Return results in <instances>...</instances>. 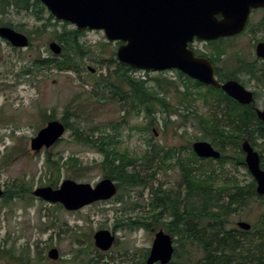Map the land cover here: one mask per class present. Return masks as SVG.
<instances>
[{"label":"rangeland","instance_id":"rangeland-1","mask_svg":"<svg viewBox=\"0 0 264 264\" xmlns=\"http://www.w3.org/2000/svg\"><path fill=\"white\" fill-rule=\"evenodd\" d=\"M30 4L29 10L6 6L5 12H0V26L10 24L11 28L29 36L31 44L28 48L15 49L0 38V186L6 191L13 182L25 181L32 187L28 198L22 196L7 204L0 198V246L4 250L13 249L21 253L22 247L31 243V252L35 251L36 246L39 251L44 252L47 257L44 264H139L147 249L152 248L155 233L164 229V223L168 221L157 217V211L153 212V216L149 213L154 192L181 190L185 193V185H182L183 171L175 161L192 160L193 143H211L209 132L203 129L196 115L210 120L216 113L223 114L226 104L218 105L210 97L205 102L199 94H204L206 88L195 86L194 81L179 76L175 70L129 71L130 76L147 80V85L153 87L154 92L161 93L151 81L158 75L162 74L171 83L166 85L169 112L157 114L153 125H149L150 120L144 114L134 113L131 108L128 111L127 104L131 101L127 99L126 103L123 102L113 93L114 87L97 86L101 78L110 77L109 82L125 88L122 83L117 84V80L111 79L115 70H119V65L112 61H118V43L109 41L100 30L80 32L82 35L78 37L79 41L86 46L85 51L88 53L78 61L76 70L60 71L51 65L50 68L28 74V67L35 58L62 60L63 52L59 56L54 55L49 45L55 41L63 49L57 36L77 30L71 23L52 18L49 10L45 6L41 10V5L36 4L35 0H30ZM219 47L225 48L227 52L222 65L228 71L232 70L231 55L235 53L234 48H248L250 45L243 37L220 44ZM74 98L76 100L72 102ZM256 107L264 108V94L258 99ZM73 111H79V117H74ZM48 116L52 117L50 121L58 120L65 124L63 120H66L74 128L80 126L86 135H91L96 130V135L104 132L113 135L119 141L120 152L128 151L130 157L139 158L137 168L147 183L136 187L124 186L121 200L97 203L77 211H68L61 204H53L34 196L33 191L37 188L52 187L45 185L48 179H53L52 171L55 172L54 168L51 169L50 175L46 165V158L50 155L56 161H61L62 157L63 160L70 156L76 157L88 168L80 176L71 168L61 166V162V178L57 188L66 179L93 186L104 179L100 168L103 155L75 141L73 130H67L62 140L50 149L44 148L40 152L32 150L31 140L47 125ZM117 124L120 127L115 130L113 126ZM146 126L150 127L149 132L144 130ZM254 126L256 124L252 127ZM253 129L257 130V127ZM254 130L252 136L256 149L258 152L262 151L264 156V138ZM149 141L156 149L164 150L157 156L154 155L150 166L143 165V160L149 157L147 151L153 149L149 147ZM167 151L168 154L176 152L174 158L171 157L172 160L165 156ZM225 153L233 154L231 150H225ZM191 163L194 164L193 161L188 164ZM211 167L221 169V165L215 160L205 164L206 169ZM223 172L222 177L230 179L237 176L244 184L252 179L247 169L236 165V159L224 164ZM218 184L224 182L220 179ZM149 216L152 217L149 220L151 227L145 229L142 223L146 220L143 221L142 217ZM263 217L264 199H253L246 207L229 217L226 229L238 228L237 223L240 221L250 223L254 227L248 237L252 238V242H244L248 248L249 244H253V251L256 249L255 245L262 244L258 238V230L262 229ZM99 230H108L116 236V243L108 251H102L94 244V235ZM176 245L178 244L175 243V247ZM198 246L187 243L183 248L192 252L189 256L191 262L202 258V251ZM52 248H57L60 253V258L56 261L48 258V252ZM183 250L178 253V256H183L182 259L174 257L171 260L175 261L174 264L189 262L186 261L187 256H184ZM237 260L240 262L241 259ZM0 264L13 263L1 256Z\"/></svg>","mask_w":264,"mask_h":264},{"label":"trees","instance_id":"trees-1","mask_svg":"<svg viewBox=\"0 0 264 264\" xmlns=\"http://www.w3.org/2000/svg\"><path fill=\"white\" fill-rule=\"evenodd\" d=\"M35 2L41 5V10L44 9V5L39 0H35ZM0 3L1 13L5 12L6 6L24 10H29L31 6L30 0H0ZM37 12L40 13V11ZM51 17L54 18V16ZM3 25L11 27L10 24ZM81 35L82 33L78 30L58 35L57 40L63 44L62 60L35 58L33 64L28 67L27 73L34 74L37 70L45 69L46 67L50 68L51 65L56 66L60 71L76 70L78 61L88 53L85 51L86 46L79 41L78 37ZM112 61L119 65V70H115V75L111 79L117 80V84L118 82L122 83L127 90L109 82L110 77L101 78L97 82L98 87L104 85L114 87L115 91L113 93L123 102L127 99H129V102L131 101L130 104H127L128 111L131 108L134 113L144 114L150 120L149 125H153L157 114H163V111L166 114L169 112L166 85L171 83L168 79L160 74L151 80L155 83L154 87L161 93L154 92L153 87L147 85V80L136 79L128 74L131 70L129 66L121 64L114 59ZM177 73L179 76L184 77L183 73L178 71ZM188 80L192 81L190 78ZM194 84L197 87L206 88L204 94H199L205 102L210 97V99L217 101L218 105H221L223 102H227L228 104V109L223 114L216 113L215 117L210 120H205L202 116L196 115L203 129L209 132L208 136L211 138V143L220 147L224 153L218 161L221 169H215L214 167L206 169L205 164L211 160L199 159L192 150L191 155L193 159L189 161H193L194 164L191 163L190 165L188 164L189 161L184 162L182 159L175 161V164H178L183 171L182 185H185L186 195H182L181 190L176 192L161 190L160 194L154 192L156 195L154 194L152 202L149 204V213H152L153 216V212L157 211V217L160 218L161 214L159 213L166 211L168 216H170L172 223L166 226L165 230L173 237L174 243L178 244L175 247V258H183L182 255L178 256V253L185 248L187 243L199 245L198 247L202 251V258L191 262L189 256H191L192 252L190 250H183L184 256H187L186 261H189L185 264H264V217L261 222L262 229L258 230V238L262 241V244L259 246L255 245L256 249L253 251V244H249L250 248L245 246L246 241L252 242V238H248L252 231H243L238 228L226 229L231 215L238 213L251 200H262L264 197L258 195L254 179H251L247 185H244L237 179V176H233L230 179L221 176L224 174V164L233 158L236 159L237 166L247 169L241 143L244 138H248L252 142L253 128L255 127L259 131L260 137L264 138L263 124L254 112L244 107H239L221 90L204 86L197 81H194ZM128 93H130V98H128ZM215 94H217V97ZM88 95L92 96L91 93H88ZM185 97L186 94H184V99ZM75 100L76 98L72 102H75ZM78 112L73 111V116L79 117ZM47 118V121L52 119L50 116ZM63 121L66 124L67 130H73L75 141L85 144L103 155L100 168H102L104 178H110L118 182L120 189V193L117 196L118 200L122 199L121 190L124 186L136 187L147 183L145 177L141 176L137 168L139 158L130 157L128 151L124 153L120 152L118 149L119 141L113 135L106 132L96 135L97 130L92 131L91 135H86L80 126L74 128L66 120ZM255 124L256 126L252 127ZM118 127H120L119 124L113 126L115 130ZM149 129L150 127L146 126L144 130L149 132ZM148 145L153 149L147 151L149 157L143 160L145 161L143 165L150 166L155 156L164 150L162 148L156 149L151 145V141H149ZM225 150H231L233 154L226 155ZM174 154L173 152L168 154L167 151L165 156H169V160H172ZM260 155L262 157V166L264 167L262 151H260ZM53 160L51 155L46 158V165L50 170V175L51 169L54 168L55 172L52 171L53 179H48L45 185L54 188H57L61 178V169L59 167L61 162V166L71 168L75 174L80 176L82 175V171L87 168L78 158L73 156L68 157L66 160H63V157L61 161ZM198 162H201V164H198ZM248 175H250L249 171ZM220 179L224 184H218V180ZM31 191L32 187L25 181L21 183L13 182L4 191L2 198L5 201L4 203L7 204L9 201L21 198L22 196L25 198L30 197ZM157 217L155 218L156 221H158ZM150 219H152L151 216L142 217L143 221L146 220L145 223H142V227L149 229L151 227L149 224ZM136 222L133 221V223ZM252 229H254L253 226ZM31 247V243H27L26 246L22 247V252L17 253L13 249L12 251L4 250L0 246V259L1 256H4L13 264H44L47 261L44 252L39 251L37 246L35 247V251L31 252ZM149 252L150 249H147L143 260L139 264L146 263ZM237 258L241 259L240 262H238ZM174 262L173 260L169 264H174Z\"/></svg>","mask_w":264,"mask_h":264},{"label":"water","instance_id":"water-1","mask_svg":"<svg viewBox=\"0 0 264 264\" xmlns=\"http://www.w3.org/2000/svg\"><path fill=\"white\" fill-rule=\"evenodd\" d=\"M58 20L69 22L79 31L100 30L111 42L121 41L116 57L133 69L167 71L178 70L200 83L222 90L242 104L254 100L236 81L221 85L214 76V67L206 58L196 57L188 48L195 38L213 41L220 37L239 33L246 25L250 5L254 0H39ZM222 15L218 20L217 16ZM0 38L7 40L14 48H28L29 37L11 27H0ZM54 55H61L63 49L55 41L50 43ZM92 72L94 69L90 68ZM264 124V110L258 111ZM66 126L52 120L39 130L31 140L35 152L50 149L65 135ZM195 154L200 158L219 159L220 151L210 142L197 141L193 144ZM245 163L257 183V193L264 196V168L261 156L248 140L242 143ZM118 186L110 178H104L95 186L90 183L64 180L61 185L39 187L33 195L44 201L61 204L68 211H77L98 201L113 198ZM4 189L0 186V198ZM238 227L249 231L252 225L238 222ZM95 246L108 251L116 243V237L108 230H99L94 235ZM175 254V245L170 234L163 230L156 233L146 264H169ZM59 250L48 252L50 260H58Z\"/></svg>","mask_w":264,"mask_h":264},{"label":"flooded vegetation","instance_id":"flooded-vegetation-1","mask_svg":"<svg viewBox=\"0 0 264 264\" xmlns=\"http://www.w3.org/2000/svg\"><path fill=\"white\" fill-rule=\"evenodd\" d=\"M242 1L244 2L246 0H242ZM252 2L256 4L257 6L250 5V10L248 12V18H247L246 25L243 28V30H241L239 33H236L230 36L220 37L217 40H213V41H200L198 40V38H195L193 42L189 43L188 48L194 51V54L196 57L206 58L212 63L214 67V76L221 85H224L226 82H229V81H236L241 86H243L248 92L252 93V97L254 101L251 104H242L238 100L228 96L222 90V88L217 89L214 87L217 90H221L225 95H227L230 99H232L233 103L237 104L239 107H244L247 110L254 112L257 118L259 119L258 111L264 110V108L259 109L256 107L258 99L262 96V94H264V0H254ZM217 18L218 20H221L223 17L222 15H218ZM243 37H245L248 40L250 47L242 48V49L234 48L235 53L231 55L233 56L232 64H231L232 70L229 69L227 71L228 68L222 65V63L224 62V56L227 55V52L225 48L219 47V45L226 44L228 42H233ZM117 43H118V47H120L123 44V42L121 41ZM207 46L212 47V49H209ZM204 48H208V49H204ZM15 49H18V48H15ZM132 70H139V69L131 68L130 71ZM183 75L184 77H188L192 79L188 75H185V74ZM188 78H185V79L188 80ZM192 81H196V80L192 79ZM201 84L204 86L213 87V86L206 85L203 83ZM128 95H129L128 98H130V93H128ZM224 104H226V110H227L228 109L227 102ZM263 127H264V124H263ZM254 131L258 132L259 134L258 130H254ZM245 140H248V138H244L242 143ZM252 142H253V145H252ZM252 142H250L251 145L254 147L255 150H257L256 143L253 141V139H252ZM242 143H241V149H242ZM213 147L216 149V147L218 146L213 145ZM192 150H193V146H192ZM216 150L220 151L221 157H222V155L224 154L222 149L219 147V149H216ZM221 157L219 159H213V158L206 159V158H200V157L198 158L202 160H206V161L208 160L219 161ZM244 158H245V153H244ZM230 159L232 158L230 157ZM233 159L229 160L228 163H232ZM261 165H262V157H261ZM250 176L252 175L250 174ZM252 179H254L253 176H252ZM244 185H247V184H244ZM119 190L120 189L118 187V193H120ZM118 193L117 195H115L113 198L109 200L98 201L93 204L108 203L114 199H117ZM155 193H158V192H155ZM182 195H186V190H185V193H182ZM163 212L164 213H159V214H161L160 216L162 218H166L168 220L164 224H166V226H169L172 223V220L170 216H168L166 211H163ZM164 229H160V230H163L166 232V230Z\"/></svg>","mask_w":264,"mask_h":264}]
</instances>
